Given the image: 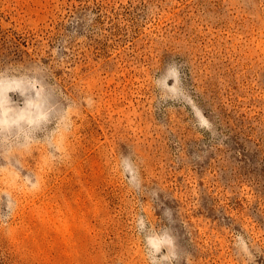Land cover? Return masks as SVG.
I'll return each mask as SVG.
<instances>
[{
	"label": "rangeland",
	"instance_id": "374dc122",
	"mask_svg": "<svg viewBox=\"0 0 264 264\" xmlns=\"http://www.w3.org/2000/svg\"><path fill=\"white\" fill-rule=\"evenodd\" d=\"M139 216L264 264V0H0V264H148Z\"/></svg>",
	"mask_w": 264,
	"mask_h": 264
},
{
	"label": "clouds",
	"instance_id": "9594fccd",
	"mask_svg": "<svg viewBox=\"0 0 264 264\" xmlns=\"http://www.w3.org/2000/svg\"><path fill=\"white\" fill-rule=\"evenodd\" d=\"M182 71L181 65L177 64L175 61L170 62L165 66L164 72L155 79V85L161 92V98L167 100L169 98L166 94H171L175 96L179 91L183 94V89L179 90L168 84L169 80H172L174 84H182ZM187 103L189 107L195 105V101L191 99L190 96H186ZM194 112L197 115L199 121V126L205 128L206 130L210 128V122L206 117L203 116L202 111L194 108ZM120 167L122 174L128 177V183L131 187L140 188L139 182V170L135 166L130 156H123L120 162ZM163 216L168 220L169 224L174 223L172 220V212L169 209H165ZM137 231L143 235V243L145 247V256L148 264H177L180 256L177 251V239L172 234L170 228H163L160 231L152 230L145 221L143 216H139L136 219ZM147 233V234H145ZM237 241L240 242L238 245L241 247L246 255H249L247 244L244 243V238L240 234H237ZM190 255V254H189Z\"/></svg>",
	"mask_w": 264,
	"mask_h": 264
}]
</instances>
